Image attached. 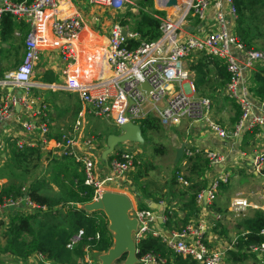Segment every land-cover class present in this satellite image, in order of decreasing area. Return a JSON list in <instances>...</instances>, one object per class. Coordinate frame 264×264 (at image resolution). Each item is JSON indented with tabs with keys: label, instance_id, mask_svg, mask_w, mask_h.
Returning a JSON list of instances; mask_svg holds the SVG:
<instances>
[{
	"label": "built area",
	"instance_id": "obj_1",
	"mask_svg": "<svg viewBox=\"0 0 264 264\" xmlns=\"http://www.w3.org/2000/svg\"><path fill=\"white\" fill-rule=\"evenodd\" d=\"M80 1H84L87 6L112 12L122 11L125 5L131 4V0H32L20 3L2 0L0 3V26L5 14L29 26L21 65L0 81V88L4 92L0 102V124L11 121L18 108L26 114L21 122L26 139L18 138L14 142L18 149L50 142L48 105L40 98L30 96L35 87L33 78L36 67L42 54L49 52H57L63 78L61 84L49 87L76 94L82 105L75 131L80 130L87 118L104 119L120 132L126 125L140 126L141 120L148 116L158 118L163 126H179L183 121H189L192 125L204 127L220 140L237 141L247 131L264 128V109H256L249 81L251 73L264 65V50H248L236 36L237 9L233 0H189L185 12L155 16L161 21V38L156 42L143 43L137 49H131L128 44L131 39L137 38V33L125 30L119 21L111 25L109 34H97L93 30L94 25L79 6ZM168 3L171 0H154L156 9L160 11H165L164 7ZM173 7L171 3L170 8ZM189 17L201 22L192 32L186 29ZM209 27L211 30L207 29ZM124 31L127 35H124ZM196 54H205L226 66L229 80L225 95L241 110L240 119L231 131L214 119L211 99L192 98L183 87L182 90L175 88L176 84L187 78L184 62ZM145 85L149 90L144 89ZM186 85L193 89L192 84ZM9 88L11 91L20 90L21 94L8 93ZM260 102L264 107V100ZM92 143V140L88 141V149ZM54 145L57 148L67 147L68 152L64 155L71 154L82 165L86 184L95 188V200L109 192L107 182L119 181L130 175L136 163H139L140 156L136 153L126 149L112 151V175L99 179L91 150L74 153L73 149L78 146L77 138L62 135L61 140L55 141ZM182 155L187 159L201 156L208 160L211 169L218 168L227 160L220 151L194 146H184ZM251 173L258 179L264 178V152H258L252 158ZM231 179V172L222 170L209 181L206 189L196 197L199 212L214 204L220 190L228 186ZM179 184L184 188L189 186L184 177L179 178ZM261 185L262 191L258 198L264 200V183ZM24 191L26 193L27 190ZM119 194L125 195L131 202L128 215L137 222L132 234L137 252L142 240L154 237L161 238L175 254L190 257L197 264H230L228 252L231 249L212 244L208 239L211 227L206 220H190L180 230L161 232L158 226L166 221V217L160 212L170 209L165 202L155 204L158 210L141 209L134 189L127 187ZM256 195L250 196L254 198ZM11 207H15V212L29 214L43 210L28 196L18 200L8 199L0 206V211ZM252 208L264 212V204L256 206L240 192L233 198L230 212L239 219L246 217ZM83 234L80 231L73 236L67 247L73 249ZM261 235L264 238V229ZM249 250L261 259L264 256V242ZM102 255L105 254L86 249L84 262L97 264L96 258L101 257L100 264H103ZM22 261L23 264H54L40 253ZM137 264H165V260L147 254L138 259Z\"/></svg>",
	"mask_w": 264,
	"mask_h": 264
},
{
	"label": "trees",
	"instance_id": "obj_2",
	"mask_svg": "<svg viewBox=\"0 0 264 264\" xmlns=\"http://www.w3.org/2000/svg\"><path fill=\"white\" fill-rule=\"evenodd\" d=\"M237 9L235 22V34L242 44L248 49H258L264 45V0H233ZM140 10L136 15L131 10L121 12L120 24L127 30L137 33V38L131 39L128 44L131 49L139 48L143 43L156 42L162 36L161 21L155 16L164 17L165 11L154 8V0H140ZM150 7L151 12L146 8ZM127 18L134 19L135 24L127 27ZM189 19H192L189 17ZM0 81L4 80L10 69L9 60L14 58L13 66L19 62L20 50L24 45L27 35V25L17 22L10 14H5L0 26ZM19 31L20 36L15 37ZM4 59V62L2 60ZM197 65H191L196 79L194 86L197 92H201L203 80V67H214L219 81L218 87L223 88L229 80V74L223 62L205 54L200 55ZM12 66V65H11ZM206 76V74H205ZM250 91L258 100H264V65L258 66L249 78ZM3 90L0 88V102L3 99ZM80 106L75 115L78 116ZM238 116L240 110L237 109ZM141 128L145 143L149 142L146 132H160L161 121L152 116L141 120ZM119 134V133H116ZM109 132L98 137L102 141L99 147L107 144ZM155 156L162 157L167 152L163 144L154 146ZM47 154V156H46ZM51 152H43L40 145L18 149L13 143L10 149L9 159L6 162L8 176L20 181L0 186V206L8 199L18 200L28 196L31 201L42 207V211L26 213L16 211L8 216V220L0 221V255L13 256L16 259L27 260L35 254H42L54 264H86L84 256L86 249L96 253L106 254L114 247V233L109 230L110 222L104 211L88 212L86 206L95 201L94 186L86 184V175L82 165L76 162L71 154L61 158H50ZM139 163L132 172L135 193L141 209H151L152 204L168 201H182L177 209L170 207L161 211L166 221L162 224L165 230H180L190 220L198 216L199 209L196 204L197 195L206 189L207 182L204 179L209 168L207 159L197 156L190 158L186 168L185 179L189 182L187 188L179 184L182 177L181 168H173L169 179L160 185L150 181L152 174L158 167L152 162H143L138 157ZM45 164L50 171L51 179H35L38 168ZM50 185L55 186L56 191L50 192ZM27 187V193L24 189ZM264 229V212L260 209L253 210L251 215L239 219L235 227L237 233L233 246L234 251L228 252L230 264H240L254 255L250 247L260 246L264 242L261 231ZM83 231L81 239L73 249L67 246L70 239ZM214 231L223 237H231L227 227L216 224ZM147 254H154L165 260V264H197L190 257H183L170 250L161 238L148 237L138 245L137 258ZM255 256V255H254ZM127 255L121 257L117 263L124 264ZM258 261L257 257L255 256ZM0 264H4L0 260Z\"/></svg>",
	"mask_w": 264,
	"mask_h": 264
},
{
	"label": "crops",
	"instance_id": "obj_3",
	"mask_svg": "<svg viewBox=\"0 0 264 264\" xmlns=\"http://www.w3.org/2000/svg\"><path fill=\"white\" fill-rule=\"evenodd\" d=\"M1 1L2 0H0V3ZM11 1L20 3L24 1L31 2L32 0H11ZM82 3L86 4L84 1H80L79 3L80 7ZM82 10L84 12V9ZM106 11L112 12L110 10H106ZM208 16H209L208 20H210L211 14H209ZM91 24L96 25L97 23L96 22L93 23L91 21ZM200 25H201L200 21H197L195 19H189L186 23V29H188L189 32H192L194 31V28L196 29ZM27 27L29 30L28 25ZM207 29L211 30V27ZM93 30L98 34V32L94 27ZM125 30L127 29L125 28ZM109 32H103L101 33V35H107L109 34ZM28 33L29 31L27 32V35ZM14 35L15 37H19L20 36L19 31H16ZM24 54H25V40H24V45L20 50L19 65H21L23 61ZM200 55L201 54H196L184 62V72L187 78L183 80L182 83L176 84L175 88L176 90H182L184 88L185 91L192 98H209V99L212 98L211 99L212 114L214 119L219 124H221L222 127L231 131L233 130L234 126L240 119L241 114L240 116H238L237 113V109L240 110V108L236 103L231 102L227 99L225 95L226 85L223 88L218 87L219 81H217V76L214 67H209V68L203 67L204 70L203 80H206V82L210 83L213 87L209 91H206L205 93L204 90H201V92H197L195 89L194 82L196 79V75L194 71L190 69V66L191 65L194 66L198 64V62L200 61L199 60ZM2 62H4V60H2ZM40 65L42 66L39 68V70H37ZM61 70H62V65H61V61L59 60V56L57 52H49L42 54L41 59L35 70V74L33 78L35 87L32 88V92L30 96L32 98L38 97L41 99V101L45 102L48 105L49 121H50L51 133H52L50 135V142L40 146L42 147L43 152H48V153L51 152V154L48 155L49 159L55 157L61 158L62 156H64L65 152H68V149L65 146L62 148H57V146L55 147L54 145L55 141L57 142L61 140V137L64 133L68 134L69 137H75L78 140V146H76V148L73 149L74 153H81V152H85L86 150L87 151L91 150V155H93L95 159L96 176L99 179L109 178L112 175L111 166H110L112 151H110L108 144H106L104 147H100L99 149H95L93 144L94 141L92 139L86 138V133L84 132V128L86 127V122H84V125L80 128L79 131H75V124L77 122L79 113L82 109V105L78 96L70 92H66L62 90H54L49 87L50 85H58L62 83L63 78H62ZM36 75H38V77ZM186 84H192L193 89H190L189 86ZM7 92L8 93L12 92L17 96L21 94L20 90L11 91L10 88L7 90ZM219 99H221L225 103L224 106H218L216 100ZM253 101L256 109L258 110L264 109V107L261 106V102L258 101L255 97L253 98ZM79 106H80V111L78 113V116H76L75 112ZM25 118H26V114L18 108L14 118L11 121L0 124V167H4V164L8 161L10 149L13 142H16L18 138L26 139L25 133L22 131L21 128V122ZM69 118H72L73 123H70L68 121ZM107 123L111 124L110 122ZM164 129L170 132L171 134L170 143L172 146L176 148L177 151V160L176 163L174 164V167L179 166L181 168L182 177L184 178H185L184 175L186 174V168L188 165L187 160H189L187 158H183L182 153L181 155H179V152H182V148L184 146L210 148L213 150L220 151L226 156L227 160L224 164L220 165L216 169L208 168L204 176V179L208 184L209 181L213 177L218 175L222 170H229L232 174L231 183L220 190L216 201L210 208L204 209L203 211L200 210L199 215L193 218L192 220H200V221L206 220L211 227V231L208 234V239L212 242V244H214V246L216 247L217 246L225 247V249H231V251H233L234 250V247L232 246L233 242L232 244H230L232 241L230 240L231 237L230 236L223 237L221 234L215 232L214 226L216 224H221L229 228L228 225H232V222H234V220L236 219L233 217L232 213L230 212V205L233 198L237 193H240V191H235L232 187L233 186L232 180L236 176V174L245 176L246 178L249 177L253 178L259 182L264 181V178L258 179L255 176H253V174L251 173L252 158L255 156L256 153L264 152V128L247 131L237 141L220 140L219 138L215 137L213 134L208 132L204 127L202 128V126L198 127L192 125L189 121H183L179 126H164ZM162 130H163V126H162ZM112 134H116V133L109 132V136ZM91 140L93 142L92 147L88 149L87 143L88 141ZM117 146L113 151L127 149V148L120 149L117 148ZM164 147L167 150V146L165 144ZM136 154L140 156L139 152H137ZM244 182L245 181H243V183ZM5 183H6L5 180L0 179V186H3V184ZM106 187L109 188V192H113V193H121L123 192V189L127 187H130L135 191V185L133 183L132 175L124 176L119 181L115 180L113 182H107ZM250 200H252V198H250ZM137 202H138V198H137ZM251 202L254 204L253 201ZM165 204L171 207L172 209H177L181 206L182 201H168L165 202ZM151 208L158 210L155 204H152ZM10 209L11 208H8V210H6L5 208L3 209L5 211L2 212L3 210H1L0 213H3L4 215L5 213H8ZM253 210H254L253 208L250 209L248 211V213L249 212L250 213L247 215L248 216L251 215ZM13 211L15 212V210ZM12 213L13 212H11L10 214ZM4 220L6 221L8 220V218H5ZM162 224L163 223H160L158 229L161 232L167 233L168 231L164 229ZM228 245L229 246L231 245L232 248L229 247ZM9 259L12 262V264H17V262H19V264H23L22 260L16 259L13 256H9Z\"/></svg>",
	"mask_w": 264,
	"mask_h": 264
},
{
	"label": "rangeland",
	"instance_id": "obj_4",
	"mask_svg": "<svg viewBox=\"0 0 264 264\" xmlns=\"http://www.w3.org/2000/svg\"><path fill=\"white\" fill-rule=\"evenodd\" d=\"M140 0H131V4H127L125 5L124 9L122 11H118V12H107L106 10H102V8H97V7H90L87 6V4L82 3L81 8L84 9V13L85 16L88 18V20L94 23L96 22L97 24H94V28L96 29V31L98 33H103V32H109V29L111 27V25L115 22V21H120V17H121V12H125L127 10H131L134 14H138L139 10H140ZM189 0H171V3L173 6H175V8L177 10H179L178 12L175 10V8L173 7L172 9L169 8L168 11H166V15L170 14V15H174V13H182L185 12L186 8H187V2ZM135 5L134 9L133 6ZM154 8L156 9L157 7H155L154 4ZM147 12H151V8L147 7L146 8ZM127 22V27H131L135 24L134 19L131 18H127L125 20ZM126 28V27H125ZM261 48H264V45ZM259 49V48H258ZM14 58H11L9 60V64L10 65V69L8 70V73L15 71L19 64H20V57H19V62L13 66V60ZM4 60V59H3ZM42 65H40L38 67L37 70H39V68ZM7 73V74H8ZM38 77V75H36ZM2 81V80H1ZM202 85L201 90H204V93L206 91H209L213 86L210 83L207 82H201L200 83ZM212 99V98H211ZM216 103L218 104V106H224V102L219 99L216 100ZM219 113V112H218ZM217 113V114H218ZM77 119V118H76ZM70 123L72 122V118H69L68 120ZM163 125V124H162ZM84 132L86 133V138L87 139H92L94 141V147L95 149H99V144L102 143L101 140L98 139V137H103L106 132H113V133H119V130L113 126L112 124H108L104 119H98V118H87L86 120V127L84 128ZM52 134V133H51ZM50 134V135H51ZM146 138L149 139V142L142 144H138L135 142H126L123 144H119L117 146V148H127L126 150H129L130 152L133 153H140V157L142 158L143 162H152V164H155V166L158 167V170L156 173L152 174L150 181L152 183L157 182V184L162 185L165 180L169 179V175L172 173V170L174 168V164L176 163L177 160V151L176 148L174 146L171 145L170 143V138H171V134L169 131H167L166 129H164L163 126V130H161L160 132H146L145 133ZM14 143V142H13ZM160 144H165L167 146V152L165 153L164 156L162 157H157L155 156V151H153V147L154 146H159ZM184 158V156H183ZM6 164V163H5ZM4 164V167H0V179L1 180H5L6 183L3 184L4 185H8L11 184L12 182H18L20 183L19 180L17 179H11L8 174H7V169L6 165ZM132 175V173L130 174ZM46 178V180H48L49 182L51 179V175H50V171L49 168L43 164L41 165L36 174L34 175V177H32V181L35 179H40V178ZM133 178V177H132ZM247 179V180H246ZM243 181H245L243 183ZM264 182L263 181H257L253 178H246L245 176L242 175H237L233 178L232 180V187L235 191H240L243 192L245 194V196H247L248 198H252L251 201L254 202V205L256 206H262L264 204V200L258 198V194L262 191V185ZM50 192L54 193L56 191L55 186L50 185ZM25 190L27 189V187L24 188ZM22 189V190H24ZM109 189V188H107ZM27 193V191H26ZM254 194L257 197H251L250 195ZM15 209L11 207L10 211L8 213H5L3 215V213H0V221H5V218H8L9 214L11 212H14L13 210ZM254 209V208H253ZM6 210H8V208H6ZM257 210V209H254ZM5 210H3L2 212H4ZM250 213V212H249ZM247 213V214H249ZM248 216V215H246ZM234 220V219H231ZM7 222V220H6ZM231 222V221H230ZM238 219H235L234 222H232V225H228L229 228V233L231 234V243L234 242L237 233L234 232L235 226L237 225ZM229 251V250H227ZM227 254V252H226ZM104 255H102L103 257ZM257 257V256H256ZM259 259V258H257ZM0 260H2V262L4 264H12V262L9 259V256H3L0 255ZM260 260V261H259ZM258 261L256 260L254 255H251L250 257H248L245 262L240 263V264H264V256L259 259ZM97 264H100L101 262V257L96 258ZM113 264H121V263H117L114 262Z\"/></svg>",
	"mask_w": 264,
	"mask_h": 264
},
{
	"label": "water",
	"instance_id": "obj_5",
	"mask_svg": "<svg viewBox=\"0 0 264 264\" xmlns=\"http://www.w3.org/2000/svg\"><path fill=\"white\" fill-rule=\"evenodd\" d=\"M170 6L171 3L166 4L164 10L168 11ZM124 35H127L126 31H124ZM144 89L149 90L147 85L144 86ZM126 142L144 143L143 131L139 125L123 126L119 134H112L107 140L110 151H113L117 145ZM181 153L179 152V155ZM85 208L88 212L104 211L109 218V230L115 235L114 247L103 256V264H113L124 255H127L124 264H137L138 252L132 237L137 222L131 220L128 215L131 208L130 200L123 194L105 192Z\"/></svg>",
	"mask_w": 264,
	"mask_h": 264
},
{
	"label": "bare ground",
	"instance_id": "obj_6",
	"mask_svg": "<svg viewBox=\"0 0 264 264\" xmlns=\"http://www.w3.org/2000/svg\"><path fill=\"white\" fill-rule=\"evenodd\" d=\"M141 127V126H140ZM63 135L69 136L68 134L64 133Z\"/></svg>",
	"mask_w": 264,
	"mask_h": 264
}]
</instances>
